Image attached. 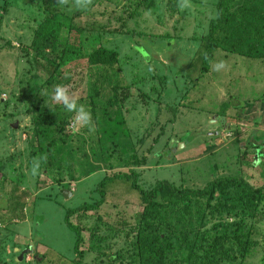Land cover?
<instances>
[{"label": "rangeland", "instance_id": "obj_1", "mask_svg": "<svg viewBox=\"0 0 264 264\" xmlns=\"http://www.w3.org/2000/svg\"><path fill=\"white\" fill-rule=\"evenodd\" d=\"M218 1L91 0L81 10L74 0H0V264H264V0L245 2L249 18L225 19L234 46L214 49L193 80L186 69ZM46 20L56 30L43 46ZM98 50L115 56L113 67L93 62ZM56 84L89 106L95 131L74 134L71 114L47 106L41 93ZM39 106L47 137L33 141ZM118 173H136L138 187ZM223 176L263 195L248 204L240 188L216 189L207 205L163 190H201ZM104 178L112 181L94 209ZM160 183L143 203L140 190ZM80 205L91 208L69 216L82 235L76 260L64 218ZM234 232L243 256L209 250L217 235L223 252Z\"/></svg>", "mask_w": 264, "mask_h": 264}, {"label": "trees", "instance_id": "obj_2", "mask_svg": "<svg viewBox=\"0 0 264 264\" xmlns=\"http://www.w3.org/2000/svg\"><path fill=\"white\" fill-rule=\"evenodd\" d=\"M246 1L247 0H219L218 1L217 16L215 19H212L210 21L206 36L202 38V43L198 51L192 57L186 69V74L188 77H190L193 80H197V79L199 80L201 77L204 76L205 73L209 71L214 49H217L218 47L224 46L226 44H231L234 46V41L231 40L230 38L229 28L228 27L221 28V25L225 21V19L228 18L229 16L230 17L237 16L242 19L249 18L248 10L244 8ZM258 16L259 15L252 16L251 18L253 17L257 18ZM259 17L261 18L262 16H259ZM262 27H264V22H263ZM55 30L56 28H54L51 25V22H49L48 20L44 21L42 25L40 24L38 33L41 38V43L43 44V46L46 45V43L48 44L49 40H52L51 35L55 33ZM258 40H262V39H260L259 37ZM241 45H242L241 40H237V43H236L237 49H240ZM246 45H249L252 48L256 47L255 42H252ZM258 45H259V41L257 43V47ZM97 54L98 55L96 57L93 56L94 63L99 64V65H103L102 63H104L110 67H113V65L115 64V56H113L112 53H109L112 56L108 58H106L104 50H98ZM206 56H207V59L205 58ZM238 103L239 101L234 102V104H238ZM225 104L226 103L223 102V104L220 107V110H225L229 107L228 105V107L225 108ZM36 117L37 119H36V123L34 127L35 133L33 134V141H36V139L38 138L42 140L47 137V131L44 126L48 123L50 115L49 113L46 112V110L44 111L43 107L39 106L36 109ZM136 177H137L136 173H132V174H126V173L119 174L118 173L115 176L116 179L121 178L127 181L128 180L131 181L130 186L133 188L138 187L136 184V180H135ZM110 181H112L111 178H104L100 182L101 189L99 190V192L101 193V198L95 204V206H92V208L94 207V209H96V207L102 203L103 198L105 196L104 187ZM162 185L163 183L158 184L149 193H145L142 190H140V198L142 199V202L149 203V199L151 197L155 198L160 191L163 192V190H168V189L172 191V194L170 195L171 198H176L177 201L189 202L192 200H205L206 199V204H207V201H210V199L214 197V194L216 193L215 191L216 189H220L221 191L225 188L227 189L230 187L240 188L242 190V191L240 190V192H245L244 200L248 204L251 203L252 201L254 202L255 199H258L260 196L263 195V190H262L263 187L253 188L246 180L242 178L240 179L235 178L233 176H223V177H219L217 179L211 180L201 190L191 189V188H185L183 190H178L177 188L170 185L169 183H165V185L163 186L164 187L163 189ZM149 204H152V203L150 202ZM88 207L91 208V206L89 205H86V206L80 205L75 209L73 208L68 213L65 214V218H64V221L67 227L70 228L76 235V239H75V243L73 247L76 260H78L81 257L82 250L79 249V245H80V242H82V235L80 232V228L70 222L69 216L70 214L78 211L79 209H84ZM199 208L201 211H203L202 207H199ZM221 208L228 210L230 206L227 204H223ZM146 209H147V206H146ZM200 210L199 209L196 210L198 213L197 215L199 216L198 218L199 221L201 220V217H202L199 214ZM143 215H146V216L151 215V217H154L151 212H146V210ZM221 237L222 236L215 235V237L212 238L209 243V250L213 254H216L217 252L224 257L233 258L232 256L228 255L229 254L228 252H230L231 249L233 248L236 250V252H239L241 256H243L245 253L248 252L245 246L246 244H244L243 240L239 238L236 232H234L232 235H226L223 237V239L225 240L227 244V247L225 248L223 252H220L216 242Z\"/></svg>", "mask_w": 264, "mask_h": 264}, {"label": "clouds", "instance_id": "obj_3", "mask_svg": "<svg viewBox=\"0 0 264 264\" xmlns=\"http://www.w3.org/2000/svg\"><path fill=\"white\" fill-rule=\"evenodd\" d=\"M61 4L65 3V0H60ZM91 0H74V7L81 10H88ZM181 8L188 7L187 3H181ZM207 59V56L205 57ZM226 67L225 61L218 60L212 64V68L216 72H220ZM153 69L150 66L148 71ZM67 78V76L65 77ZM47 94L49 97L47 106L53 110V106H60L65 113L71 114V131L76 134L82 130L88 132L95 131V123L93 114L89 106L85 103H80L78 97L72 94L69 89L63 84H56L50 90H46V93H41V96ZM37 165H34L33 171Z\"/></svg>", "mask_w": 264, "mask_h": 264}, {"label": "water", "instance_id": "obj_4", "mask_svg": "<svg viewBox=\"0 0 264 264\" xmlns=\"http://www.w3.org/2000/svg\"><path fill=\"white\" fill-rule=\"evenodd\" d=\"M70 194H71V192L68 191V190H64V191H63V195H64L65 197H68Z\"/></svg>", "mask_w": 264, "mask_h": 264}, {"label": "crops", "instance_id": "obj_5", "mask_svg": "<svg viewBox=\"0 0 264 264\" xmlns=\"http://www.w3.org/2000/svg\"><path fill=\"white\" fill-rule=\"evenodd\" d=\"M69 197V196H68ZM66 198V197H65Z\"/></svg>", "mask_w": 264, "mask_h": 264}]
</instances>
